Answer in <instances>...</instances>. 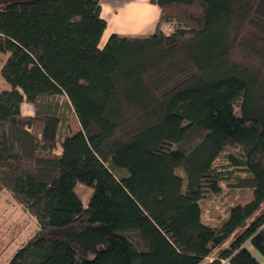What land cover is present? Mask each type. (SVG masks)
I'll use <instances>...</instances> for the list:
<instances>
[{
    "label": "trees",
    "instance_id": "16d2710c",
    "mask_svg": "<svg viewBox=\"0 0 264 264\" xmlns=\"http://www.w3.org/2000/svg\"><path fill=\"white\" fill-rule=\"evenodd\" d=\"M150 2L102 45L100 0L0 3V191L37 222L6 264H261L264 0ZM221 183L251 195L208 216Z\"/></svg>",
    "mask_w": 264,
    "mask_h": 264
},
{
    "label": "rangeland",
    "instance_id": "374dc122",
    "mask_svg": "<svg viewBox=\"0 0 264 264\" xmlns=\"http://www.w3.org/2000/svg\"><path fill=\"white\" fill-rule=\"evenodd\" d=\"M164 30L168 28L164 26ZM153 31V27L142 32H128L122 35L144 36ZM120 34V33H118ZM102 45V44H101ZM3 55L0 54V63ZM4 87V81L0 77V91ZM28 106H23L22 111L26 112ZM30 108V107H29ZM72 130L78 127L77 121L72 116ZM227 150H236V147H228ZM220 162V160L218 161ZM181 172L180 169H178ZM74 190L85 204L90 195V187L76 183ZM251 190L247 188L231 187L228 183H221V190L218 194H208L202 200V207L206 215L213 211L214 216H221L225 209L234 203H239L249 199ZM264 204L262 205V208ZM37 229V222L33 215L23 209L21 204L16 202L12 195L6 191H0V264H6L15 250L22 242L30 238ZM228 240L226 241V243ZM218 252V248L213 250V255ZM227 263V261H225ZM224 263V264H225Z\"/></svg>",
    "mask_w": 264,
    "mask_h": 264
},
{
    "label": "crops",
    "instance_id": "0c3cea01",
    "mask_svg": "<svg viewBox=\"0 0 264 264\" xmlns=\"http://www.w3.org/2000/svg\"><path fill=\"white\" fill-rule=\"evenodd\" d=\"M17 0H0L3 2H12ZM101 16L106 20V28L102 35L101 44H104L107 37L111 33H128V32H142L149 27L155 28V23L158 20L160 10L158 6L151 3L150 0H100ZM2 54V53H0ZM0 67L2 61L5 58V54H2ZM3 79V77L0 75ZM3 89H8V83L3 79ZM2 89V90H3ZM28 106L26 112L22 111L23 106ZM30 107V108H29ZM22 114L30 115L33 113V107L28 102L21 104ZM60 148H58L59 152ZM225 245L227 243H224ZM214 255L206 258L207 261L211 260ZM258 257V256H257ZM261 264H264V258L258 257Z\"/></svg>",
    "mask_w": 264,
    "mask_h": 264
}]
</instances>
